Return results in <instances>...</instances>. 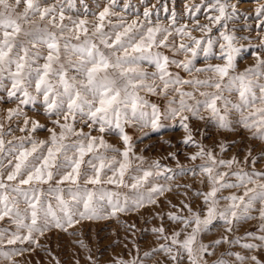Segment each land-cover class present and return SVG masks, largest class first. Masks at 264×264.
Listing matches in <instances>:
<instances>
[{"label":"snow or ice","instance_id":"snow-or-ice-1","mask_svg":"<svg viewBox=\"0 0 264 264\" xmlns=\"http://www.w3.org/2000/svg\"><path fill=\"white\" fill-rule=\"evenodd\" d=\"M257 3L262 52L253 53L255 63L239 71L238 61L252 45L246 47L242 41L250 37L229 27L230 21L247 18L232 0H201L187 8L192 16L209 13L208 23L195 20L200 38L192 36L187 25L170 31L171 25L153 24L147 7L143 21L138 17L129 23L115 11L118 0H106L102 7L96 3V11L85 0H79L80 8L77 0H0V92L6 94L0 99L15 104L7 109L6 118L23 116L20 131L28 133L18 143H6L0 124V224L5 225L0 226V257L15 264L14 257L28 251L17 245L39 246V237L51 229L67 231L82 220L106 219L154 205L172 191L170 185L158 182L159 177L167 182L188 173L198 175L207 186L206 191L193 192L202 205L194 210L181 201L187 216L168 213L181 229L166 234L163 226L154 228L166 243L144 256L163 252L172 264H183L185 259L188 264H209L207 257L215 256L217 246L240 243L227 235L203 243L201 234L215 221L234 233L243 222L258 220L260 235L247 232L246 238L256 242H245L242 248L264 250V170L255 167L264 163V2ZM215 26L218 35L212 34ZM173 31L181 37L178 44L169 43ZM154 48H170L184 58L176 60ZM201 55L221 62L197 68L195 61ZM145 64L155 70L149 72ZM172 65L190 75L204 73L205 78L183 79L169 71ZM185 85L193 91H185ZM150 95L165 97L167 104L151 102ZM28 105L51 119L54 127L48 129L47 140L33 139L31 134L44 125L24 114ZM192 121L214 123L226 132L243 130L248 143L239 150L242 157L220 155L235 141L221 142L219 153L206 149L195 139ZM177 123L184 131L182 143L197 148L188 159L201 163L189 168L178 165L179 171L159 161L144 167V157L135 155L133 136L127 130L158 131ZM108 134L117 135L122 148L108 143ZM170 155L175 159V153ZM134 161L140 162L135 168ZM106 185L130 189L132 194ZM183 187L191 189V185ZM232 256L235 261L227 258ZM212 264L264 261L227 251Z\"/></svg>","mask_w":264,"mask_h":264},{"label":"rangeland","instance_id":"rangeland-1","mask_svg":"<svg viewBox=\"0 0 264 264\" xmlns=\"http://www.w3.org/2000/svg\"><path fill=\"white\" fill-rule=\"evenodd\" d=\"M85 2L90 9L96 11L95 4L101 3L102 7L103 2H106V0H85ZM232 2L237 4L238 11L247 18H236L229 22V27H235L239 36L250 37V40L242 41L246 47L249 43L252 45L249 51L238 61V70L243 71L246 67L255 63V55L253 53L262 52L258 47L260 40L257 37V32L259 29L256 28L259 20L255 16V9L258 3L257 0H232ZM260 2H264V0H260ZM200 3L201 0H118V6L115 11L130 23L138 17L143 21V12L145 7H147L152 12L151 21L153 24H160L161 26L171 25L170 31L176 27L187 25L188 29L192 30V36L200 38L202 33L195 30V20L198 19L200 24H206L208 23L206 16L209 13L201 11L192 16L187 11V8H194L195 5ZM124 4L130 5V7L125 10ZM77 7H81L79 0H77ZM173 12L176 18L174 25L172 24ZM112 19L115 21L116 18L113 17ZM245 26H247L248 30H244ZM218 28L219 26L213 27V35H218ZM160 38L158 36V39ZM180 41L181 37L173 31V35L169 37V43L178 44ZM184 42H188L187 38H184ZM153 51H160L176 60L184 58L183 53H173L170 48H154ZM220 62L216 57H210L206 60L201 55L195 61V67L203 68L206 64ZM145 67L149 72L155 70L147 64H145ZM169 71L173 74H179L183 79H191L193 76L204 79L206 75L195 72L190 75L175 65L170 66ZM184 90L193 91L191 86L188 85L184 86ZM5 95L0 92V97ZM147 98L161 107L167 104V100L163 96L150 95ZM10 107H15V104L0 99V124L4 126V139L6 143L11 140L15 144L18 143V138L25 137L28 133L20 131V128L24 127L23 116L19 118L13 117L10 121L6 118L7 109ZM24 114L28 118L37 120L44 125V127L37 129L35 133L31 134L33 139L47 140L50 136L48 129L54 127L51 119L47 118L32 105L24 107ZM168 123L171 124L172 122ZM80 126L78 125V127ZM191 126L195 139L202 143L206 149H212L219 153L221 142L232 145V142L235 141V146H231L229 151L220 153V155L224 159H230L233 155L242 157L243 152L239 150L248 143L247 134L243 130L226 132L218 129L214 123L207 121H192ZM84 131L87 132L88 129L85 127ZM127 131L133 136V151L135 155L144 157V167H148L153 161H159L165 168L179 171L178 165L189 168L194 164L201 163L200 160L192 162L188 159L192 153L197 151V148L194 145L182 143L184 131L179 127L178 123L174 127L165 126L158 131L148 129L141 131L131 128ZM97 134L93 133V135ZM105 139L115 147L122 148V143L117 135L108 134ZM171 153H175V159L172 158ZM139 163V161H134L133 168ZM255 167L258 170H264V163L258 162ZM130 175H135V172H131ZM126 182H129L127 177ZM158 182L166 184V186L170 185L172 191L160 196L156 204H145L144 207L138 210L118 213L116 216L106 219L82 220L80 223L68 228L67 231L51 229L39 237V246L34 244L17 245L16 247H24L28 251H25L23 255L14 257L15 264H118L119 261L130 264L134 259L137 260V264H172L163 252H155L151 257L144 256L145 252H152L160 244L166 243L163 238L158 239V234L153 229L163 226L166 234H171L172 231H179L182 225L170 221L168 213L172 212L187 216V210H181V201L190 203L195 210L202 205V200L194 197L193 192L197 190L206 191L207 186L200 183L198 175L193 176L191 173L176 176L173 180L167 182L161 176L158 178ZM177 185L181 187H177ZM184 185H191V189H185ZM106 187L120 191L122 194H132L131 190L127 188H116L114 185H106ZM185 191H187V196L184 195ZM224 194L226 195L227 193L225 192ZM258 225V220L243 222L234 233H227L223 222L215 221L208 232L201 234L200 239L203 243L209 244L224 235L229 236L230 240H239L240 243L217 246L215 256L207 257L209 264H212V261L227 251L239 252L241 255L247 256L256 255L258 259L264 261V250L248 251L242 248L245 242H256L250 237L246 238V233L253 232L257 236L260 235ZM0 226L5 225L0 224ZM12 247L6 246L7 249ZM227 258L235 261V256ZM0 264H8V262L0 257ZM183 264H188V261L185 259Z\"/></svg>","mask_w":264,"mask_h":264}]
</instances>
